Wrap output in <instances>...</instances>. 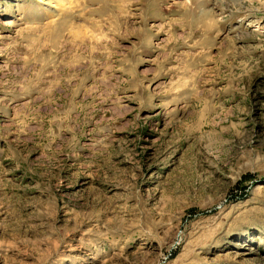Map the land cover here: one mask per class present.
<instances>
[{
	"label": "rangeland",
	"instance_id": "1",
	"mask_svg": "<svg viewBox=\"0 0 264 264\" xmlns=\"http://www.w3.org/2000/svg\"><path fill=\"white\" fill-rule=\"evenodd\" d=\"M0 264H264V0H0Z\"/></svg>",
	"mask_w": 264,
	"mask_h": 264
}]
</instances>
